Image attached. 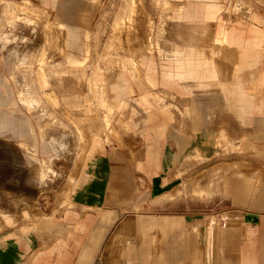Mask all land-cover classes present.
Wrapping results in <instances>:
<instances>
[{"label": "rangeland", "instance_id": "obj_1", "mask_svg": "<svg viewBox=\"0 0 264 264\" xmlns=\"http://www.w3.org/2000/svg\"><path fill=\"white\" fill-rule=\"evenodd\" d=\"M164 1L58 0L51 8L42 6L41 0H0V80H6L11 99L23 114L30 117L34 129L38 132V123L43 127L46 139L45 152L37 153V161L34 162L29 158L31 151L18 146L20 139L10 129L0 134V234L14 232L17 235L15 239L33 235L39 246L41 237L49 239L46 233L35 227L47 218L57 222L65 220L69 208L67 201L77 200V195L92 175L94 159L102 152L111 156L114 175L121 181L117 188L111 189L109 203L104 206L118 210L110 212L105 219L97 216L99 220L113 223L108 236L112 238L115 249L125 223H133L138 231L133 220H148L150 217L145 216V212H160L154 210L164 205L167 207L164 213L171 212L183 223L187 220V225H183L188 230L183 234L184 242L186 237L194 236L188 228L192 224L195 228L201 225L204 229L223 227L226 218H231L234 213L230 210L231 201L227 194L208 198L194 196L190 180L234 163L243 165L247 172L253 173L258 169L264 173V130L256 131L253 125L240 130L227 115L220 114L218 103L213 102L209 106L193 104L191 96L180 88L162 82L161 66L168 64L171 45L185 44L187 33L195 36L201 32L178 20L177 9H187L208 0H167L172 4L169 7L164 5ZM216 2L220 5V24L240 30L245 38L251 36V26H257L253 16L264 19V0ZM69 11L75 14L74 20L67 19ZM81 16L87 19L85 25L80 20ZM59 22L70 28L81 26V33L86 32L87 35L82 37V41L77 35H66L63 24ZM217 25V22H211L205 33L212 37ZM144 55L151 56L153 60L156 81V86L147 88V91L155 93L160 104L153 96L149 97L148 111L152 116L148 123L134 129H126L118 123L119 118L127 122L136 111L133 100L140 96L139 84L130 81L133 90L131 103L109 115L112 129L118 136L108 135L102 126V118L114 110L109 100L108 81L111 82V77L115 76L116 86L128 65L137 72V62ZM139 67L142 73L148 70L146 64ZM262 70L264 59L253 71L254 76L258 77ZM250 73L247 70L242 77L247 80ZM6 92V88H0V99L7 97ZM48 96L55 99L50 101ZM74 96H78L77 101H82L83 116L82 113L70 114L74 109ZM28 98L34 99L30 111L22 104ZM2 111L10 115L8 110L0 107V114ZM81 116L84 120L79 130V124H75L72 117ZM89 119L101 137L99 144L90 143L86 128L90 126ZM160 125L173 134L191 139L192 145L178 165V179L167 184L162 191L163 196L154 197L147 184L138 178V170L143 151L147 153L152 147L153 130ZM222 127L233 138L235 147H223L224 141L220 142L222 145H216L218 142L213 140L210 145H202L199 156L187 159L192 147L205 142L201 132L216 136ZM248 143L250 145L247 146ZM127 161L133 165L137 179L128 180L121 175ZM253 177L247 180L228 176V179L251 184ZM166 195L167 198L164 197ZM74 211L79 212V207H74ZM87 216L96 215L89 212L80 214L82 219ZM166 241L165 238L163 244ZM158 244L155 243L156 246ZM133 246L137 257L135 264H143L142 242L134 240ZM116 261L113 258L114 264ZM101 262L100 258H91L86 264Z\"/></svg>", "mask_w": 264, "mask_h": 264}, {"label": "crops", "instance_id": "obj_2", "mask_svg": "<svg viewBox=\"0 0 264 264\" xmlns=\"http://www.w3.org/2000/svg\"><path fill=\"white\" fill-rule=\"evenodd\" d=\"M57 1L41 0V5L54 8ZM164 5L169 7L172 4L166 0ZM219 11L220 5L216 0L190 5L187 9H177L178 20L183 21L190 29H199L201 32L195 36L187 33L186 41L183 42L185 44L171 45L168 64L161 66L162 82L180 88L184 94L191 96L193 104L209 106L213 102L218 103L220 114L227 115L240 130L247 125H253L256 131L264 130V70L258 77L253 73L264 59V19L253 16L257 26H251V36L245 38L240 30L225 28L220 24ZM72 13L73 11H69L67 19H75V14ZM80 20L84 22L83 25L87 22L85 16H81ZM211 22L218 23L212 37L205 33ZM63 26L66 35H77L80 41L87 35L86 32L81 33V26ZM137 63L138 71L128 65L127 71H123L116 86L115 76L111 77V82L108 81L111 93L109 100L114 107L113 113L106 111L107 114L102 118L103 130L108 135L118 136L112 129L109 115L125 109L131 103L133 90L130 81L139 84L140 96L133 100L136 111H133L130 120L124 122L119 118L118 123L126 129H134L148 123L152 116L148 111L149 97L153 96L157 104H160L156 94L147 91V88L156 86L151 56L144 55ZM141 64L148 67L145 73L141 72ZM247 70L251 73L246 80L242 73ZM5 81L0 80V88L7 89V97H1L0 107L8 110L10 115L1 112L0 134L10 129L20 139L18 146L31 151L29 158L36 162L35 155L40 151L45 152L46 149L43 127L38 123V132L34 129L30 117L23 114L11 99V90ZM48 98L50 101L55 99L50 96ZM77 98L78 96L73 98L74 109L70 114L82 113V101H77ZM24 100L25 102L21 100L23 106L28 111L33 109L34 99ZM76 109L79 111H74ZM82 116L72 117L74 123L79 124V130L84 120ZM89 121L90 126L86 128L90 143L99 144L101 137L93 128L90 119ZM201 135L205 137V142L192 147L187 159L199 156L202 145H210L213 140L218 142L216 145L224 141L223 147H235L233 138L223 127L216 136L205 132H201ZM151 143L150 150L142 153L138 178L147 184L152 196L160 197L164 195L162 191L167 184L178 179V165L192 145V140L173 134L160 125L155 126L153 130ZM42 163L45 161L42 160ZM111 164V156L108 154L102 152L96 156L92 164V175L80 190L77 200L67 201L69 208L65 220L57 222L47 218L35 227L49 236V239L40 238V246L33 235L26 234L15 239L17 235L14 232L0 234V264H86L91 258L102 259L100 264H114L113 258L117 259L116 264H135L137 257L133 245L137 239L142 242L143 264H157L159 260L158 264H264V173L260 170L250 173L243 165L234 163L220 166L190 180L189 185L194 196L208 198L215 194H227L228 200L231 201L230 210L234 213L231 218H226L223 227L204 229L201 225L195 228L192 224L188 228L194 236L186 237L184 242L183 234L188 230L183 225H187V220L183 223L171 212L164 213L167 210L164 205L154 210L160 212L144 213L150 218L154 216V219L133 220L138 226V231L133 223H125L115 249L112 238L108 236V229L113 223L104 222L97 217L105 219L110 212L118 210L115 207L104 208L109 203L111 189L117 188L121 182L120 178L114 175ZM122 172L123 178L137 179L129 161L125 162ZM228 176L243 177L247 180L253 177V183L228 179ZM164 197L167 198L168 195ZM74 207H79V212L74 211ZM86 212L96 216L80 218V214ZM165 238L167 241L163 244ZM156 242L159 243L157 246ZM182 243L186 245L183 246Z\"/></svg>", "mask_w": 264, "mask_h": 264}]
</instances>
